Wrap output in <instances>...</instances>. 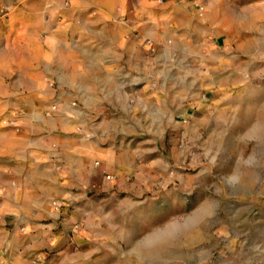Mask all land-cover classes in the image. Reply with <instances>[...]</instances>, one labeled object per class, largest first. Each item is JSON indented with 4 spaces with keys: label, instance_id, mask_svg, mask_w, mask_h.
<instances>
[{
    "label": "rangeland",
    "instance_id": "obj_1",
    "mask_svg": "<svg viewBox=\"0 0 264 264\" xmlns=\"http://www.w3.org/2000/svg\"><path fill=\"white\" fill-rule=\"evenodd\" d=\"M200 1L203 14L176 1L173 21V3L150 0L147 13H112L89 30L125 39L131 86L119 97L135 117L91 126L110 157L95 159L87 196L54 213L56 242L42 260L264 264V0ZM82 100L74 95L72 119L59 124L71 135L84 127Z\"/></svg>",
    "mask_w": 264,
    "mask_h": 264
},
{
    "label": "crops",
    "instance_id": "obj_2",
    "mask_svg": "<svg viewBox=\"0 0 264 264\" xmlns=\"http://www.w3.org/2000/svg\"><path fill=\"white\" fill-rule=\"evenodd\" d=\"M176 1L183 3L167 0L169 20H177ZM149 2L0 0V264H55L36 260L56 242L54 213L83 200V189L98 180L95 159L103 151L110 157L91 126L116 124V115L126 124L135 117L119 97L131 86V61L120 52L125 39L90 38L89 30L107 27L112 13H147ZM111 32L118 36L120 29ZM75 94L86 113L76 136L59 126L72 119L64 109ZM104 109L112 114L108 120ZM50 193L67 200L65 207L47 206Z\"/></svg>",
    "mask_w": 264,
    "mask_h": 264
},
{
    "label": "built area",
    "instance_id": "obj_3",
    "mask_svg": "<svg viewBox=\"0 0 264 264\" xmlns=\"http://www.w3.org/2000/svg\"><path fill=\"white\" fill-rule=\"evenodd\" d=\"M191 2L197 7V10L199 11V13L203 14V12L205 11L204 4L200 0H191ZM149 43H150V41H149ZM110 178H111V175H107V179H110ZM52 205H53L54 209L61 210L64 206V203L61 200H53ZM77 227H78V225L75 226V228H77ZM41 257L42 256L38 257V259H36V260L37 261L41 260L42 259Z\"/></svg>",
    "mask_w": 264,
    "mask_h": 264
}]
</instances>
